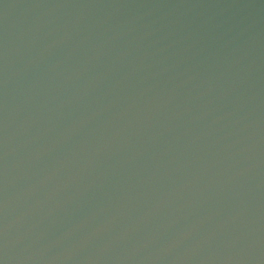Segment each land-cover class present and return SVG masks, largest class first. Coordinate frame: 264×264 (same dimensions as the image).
<instances>
[{"label": "water", "instance_id": "obj_1", "mask_svg": "<svg viewBox=\"0 0 264 264\" xmlns=\"http://www.w3.org/2000/svg\"><path fill=\"white\" fill-rule=\"evenodd\" d=\"M264 88V0H0V113L95 114Z\"/></svg>", "mask_w": 264, "mask_h": 264}]
</instances>
